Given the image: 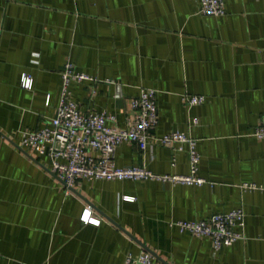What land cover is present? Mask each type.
<instances>
[{"label":"crops","instance_id":"crops-1","mask_svg":"<svg viewBox=\"0 0 264 264\" xmlns=\"http://www.w3.org/2000/svg\"><path fill=\"white\" fill-rule=\"evenodd\" d=\"M199 8V0H0V264H124L142 250L163 264H264V140L252 135L264 119V0H225L222 16ZM67 61L90 77L71 84L81 109L113 115L111 126L124 127L129 100L155 89V135L197 138L206 182L80 179L68 190L46 155L20 144L23 130L55 115ZM185 94L205 101L189 105ZM115 162L190 173L187 151L154 141L145 151L118 145ZM86 207L99 224L81 220ZM234 208L244 210V238L217 252L210 238L172 224Z\"/></svg>","mask_w":264,"mask_h":264},{"label":"built area","instance_id":"built-area-1","mask_svg":"<svg viewBox=\"0 0 264 264\" xmlns=\"http://www.w3.org/2000/svg\"><path fill=\"white\" fill-rule=\"evenodd\" d=\"M199 13L203 15L222 16L226 12L225 0H199ZM62 85L60 100L55 115L40 128L23 130L21 146L39 155H46L51 162L50 170L69 190L80 179H154L169 182L201 185L206 180L198 175L201 154L198 139L182 131H171L161 136L154 133L159 122L157 91L153 88L141 89L139 95L129 100L131 114L124 127L108 125L114 120L106 112L83 111L75 100L71 84L90 77L78 72L71 61H67L61 71ZM33 78L24 73L22 86L31 89ZM189 105L202 104L203 95L182 96ZM197 119L194 120L196 124ZM259 140H264V119L252 133ZM172 146L176 151H187L190 173L158 174L146 166L120 167L115 162V151L124 142H135L143 151L150 142ZM91 151L98 154L93 155ZM255 188L256 185H245ZM126 201H134V196L125 195ZM81 220L85 223L99 224L100 219L92 215L90 207L84 208ZM181 232H188L197 237H208L213 242L214 251L229 246L244 238L242 228L245 213L242 208H234L223 213H215L200 220H177L172 222ZM124 264H163L148 250L138 255H127Z\"/></svg>","mask_w":264,"mask_h":264}]
</instances>
